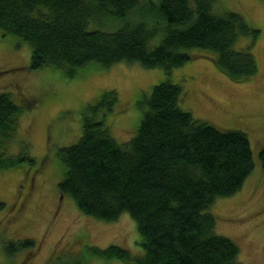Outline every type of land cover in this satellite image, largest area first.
<instances>
[{
	"label": "trees",
	"instance_id": "obj_1",
	"mask_svg": "<svg viewBox=\"0 0 264 264\" xmlns=\"http://www.w3.org/2000/svg\"><path fill=\"white\" fill-rule=\"evenodd\" d=\"M213 1L0 0V30L29 44L31 69L52 65L74 75L90 63L109 67L126 61L169 75L192 59L189 50L197 47L214 55L225 76L248 78L258 68L251 47L259 29L240 12L216 13ZM246 35L249 43L235 47ZM182 95L181 86L168 79L154 84L139 101L145 107L135 135L119 144L104 121L117 93L103 92L90 107L92 114L83 116L80 138L59 147L60 196L104 221L128 212L144 252L130 259L115 244L86 251L135 264H250L239 260L235 241L216 233L210 212L217 198L235 194L251 174L250 139L241 129L196 119L180 106ZM21 112L8 93H0V168L34 162L28 153L13 157L2 151ZM257 159L264 175V144ZM3 247L10 255L37 245L25 238Z\"/></svg>",
	"mask_w": 264,
	"mask_h": 264
},
{
	"label": "rangeland",
	"instance_id": "obj_2",
	"mask_svg": "<svg viewBox=\"0 0 264 264\" xmlns=\"http://www.w3.org/2000/svg\"><path fill=\"white\" fill-rule=\"evenodd\" d=\"M213 2L216 13L240 12L259 29L251 47L258 68L248 78L225 76L214 65V55L197 47L189 50L192 59L173 67L169 75L163 68L126 61L109 67L90 63L74 75L52 65L31 69L29 44L0 30V93H8L22 107L16 132L2 151L13 157L28 153L34 160L0 168V264H135L86 251L115 244L129 252L130 259L144 252L128 212L116 221H104L79 211L69 196H60L64 169L57 151L80 138L83 116L92 114L90 107L110 90L118 101L104 121L119 144L126 142L143 114L145 104L139 101L149 96L154 84L167 79L181 86L180 106L196 119L221 129H241L250 139L251 174L235 194L217 198L210 212L216 233L237 243L240 261L264 264V175L257 159L264 144V0ZM249 41V35L241 36L235 47ZM25 238L35 240L37 248L6 253L3 243Z\"/></svg>",
	"mask_w": 264,
	"mask_h": 264
}]
</instances>
